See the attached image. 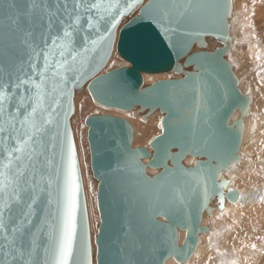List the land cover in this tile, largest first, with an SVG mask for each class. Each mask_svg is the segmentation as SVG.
I'll return each mask as SVG.
<instances>
[{"label":"water","instance_id":"water-1","mask_svg":"<svg viewBox=\"0 0 264 264\" xmlns=\"http://www.w3.org/2000/svg\"><path fill=\"white\" fill-rule=\"evenodd\" d=\"M31 2L43 3L56 11L57 5H62L65 0H18L19 26L7 16L0 17V83L10 82L14 85L19 83L18 78L28 81L15 90V95L13 90H9L10 99L4 105L3 116H0V124H4L6 130L0 133V139L12 148L17 146L14 138L17 133L21 139L24 138L25 129L21 128L20 121L31 112L36 102L35 85L40 83L41 73L44 74L41 93L45 106L51 104L53 99L60 102L52 114L53 124L42 135L45 154L53 159L56 167L60 164L59 144L65 124L76 151L71 129V119L75 113L74 98L86 86L94 103L105 109L123 113L139 111L140 116L145 111H149L148 116H151L158 110L162 115V133L152 139L147 147H134V128L122 117L100 115L85 121L91 171L99 183L97 200L101 223L96 237V260L97 264H166L170 258H174L178 264L187 262L196 251L200 234L207 231L206 227L200 225L204 213L209 214L214 210L215 199L220 208L224 207L225 202L234 204L244 201L239 191L228 189L226 178L218 177L240 159L243 118L248 116L251 105L250 96L240 91L234 67L228 59L232 46L229 24L233 16L232 0H192L193 9L189 12V18L181 22L176 32L167 34L164 29L168 24L164 20L162 6L169 5L170 10V0H139V3L135 0H102L105 4L115 2L116 7L100 21V32L95 28L89 29L87 15L82 14L81 27L72 36V48L82 51L84 36L88 37L90 46L91 40L98 39L100 33L107 35L112 20L118 19L109 54H104V42H101L94 52L88 53L82 71L77 60V71L64 72L66 84L59 76L52 75L57 62L62 59L58 47L49 56L48 70L45 71L44 67V55L52 47L53 38L63 37L64 25L54 20L52 28L48 29L46 14L39 8L35 15H44L45 21L31 24L24 15L26 5ZM178 2L183 4L186 0ZM129 3L133 7L120 16L119 13ZM150 3L154 7L146 10ZM68 4L71 6L72 0H68ZM92 15L95 24V12ZM59 17L66 23L71 22L67 21L62 8ZM123 20L126 22L121 27ZM172 27L177 26L174 24ZM207 39H211L212 45L214 43L213 49ZM115 45L117 54L129 66L99 75L109 63ZM65 57L71 60L68 52H65ZM169 73L177 78L151 85L144 83V75ZM77 76L80 77L78 81ZM54 83L61 85L55 92ZM20 96L26 98L24 105L19 104ZM235 111L239 112L240 120L230 123ZM148 116L141 117L146 119ZM13 118L16 132L10 137L5 121ZM53 135H57L54 157L51 148ZM37 150H40L38 145ZM188 157L196 159L194 167L184 165ZM5 160L6 153L0 145V161ZM38 160L37 179L40 174L45 176V182L41 185L45 191L38 193L39 199L30 217L32 223L25 225L24 235H18L16 240V246L22 247L25 252L30 250L32 233L36 232L42 221L50 220L56 209L55 202L51 207L47 203L48 165L44 156H39ZM76 162L80 188L75 251L79 253L83 226L89 248L88 258L93 264L77 151ZM148 169L156 173L150 175ZM52 171L54 173V168ZM30 173L31 169L28 170L27 179L31 178ZM52 191L55 201L56 189ZM29 194L24 195V204L14 205L11 214H5L4 223L9 234L22 218L21 212L27 210ZM45 209H48L47 216ZM180 231L186 232L181 246ZM0 243H3L2 239ZM48 246V229L45 226L37 234L35 258L42 262L43 249ZM51 252L50 249V257Z\"/></svg>","mask_w":264,"mask_h":264},{"label":"snow or ice","instance_id":"snow-or-ice-1","mask_svg":"<svg viewBox=\"0 0 264 264\" xmlns=\"http://www.w3.org/2000/svg\"><path fill=\"white\" fill-rule=\"evenodd\" d=\"M139 3V0H135ZM116 7V3L105 4L102 0H72L71 6L68 0L56 7V11H52L47 5L43 3L31 2L26 5L24 15L29 18V22L33 25L42 24L45 21V16H36V10L39 8L46 14L48 29L53 26V21L56 20L63 27V37H55L52 39V47L44 55L45 71L49 68V56L53 53V49L59 48V55L62 58L56 64V71L52 73L54 77L59 76L63 84L67 83V78L64 72L68 70L77 71V60L80 62V70L82 71L83 65L87 60V55L94 52L97 45L104 42V54L108 55L112 45L113 30L119 23L118 19H113L111 26L108 29L107 35L100 33L98 39H93L90 42L88 37L84 36V47L82 51H76L72 48V36L74 32L79 31L81 25L82 14L87 15L88 28H95L100 32V21L105 19L107 13L111 12ZM133 7L129 3L126 8L119 13L123 16L125 12ZM153 4L146 6V10L152 9ZM63 9L65 20L60 19L59 12ZM193 9L192 0H186V3H179L178 0H170L169 5H163V17L168 27L164 29L165 33L176 32L181 22L189 18V12ZM95 12L96 23H93V15ZM7 16L9 20L19 26L20 19V5L18 0H0V17ZM177 27H172V25ZM31 35V33H28ZM59 40V44L57 41ZM47 43V41H45ZM65 52L71 56L69 61L65 57ZM41 81L36 84L37 89L36 102L31 108V112L24 116L20 121V126L24 131V138L21 139L19 133L14 137L16 139L15 147L9 148L3 139H0V145L3 146V151L6 153V160L0 161V264H91L89 260V248L85 239V231L81 226L80 232V250L77 254L75 251V243L77 239V213L79 210L78 193L80 185L77 178V162L75 146L71 140V134L68 131L67 125L63 133V138L59 144L60 164L58 167L53 165V159L45 154V144L42 140V135L46 133L47 127L53 124L52 114L55 113L56 107L59 106V100L53 99L52 103L45 106L44 96L41 93V86L44 84V74L41 73ZM79 76L76 77L78 81ZM19 83L11 84L10 82L0 83V116H3L5 111V103L10 99L9 90L19 89L21 84L28 81L19 79ZM59 84H53V91L55 92ZM63 92V88H61ZM25 97L20 96L19 104H25ZM55 105V106H53ZM39 110V119H37V112ZM47 114V115H45ZM65 120L67 119V112L64 114ZM13 120H7L5 123L8 125L9 136L16 132V126ZM27 125V128L25 126ZM163 127V125H162ZM4 124H0V133L5 132ZM53 143L51 148L53 150L52 156H55V149L57 144V135L51 137ZM39 146V151L37 150ZM18 153V155H14ZM44 156V160L48 165L49 172L47 176V191H48V205L51 207L53 203L56 204L55 212L52 214L50 220H44L41 226L37 228L35 233H32L31 247L28 252H25L22 247L16 246L18 235H24L25 225L32 223L30 217L34 214V205L39 199L38 193L44 192L45 188L41 185L45 182V176L39 175L37 179V164L39 163L38 157ZM54 168V173L52 169ZM31 169V178L27 179L28 170ZM54 175V178H53ZM56 189V199L53 200V191ZM29 194L28 199L30 202L26 204V211L21 212V219L18 224L11 228V232L6 230L5 214L9 215L12 212L14 205L24 204V195ZM181 202H183L181 197ZM45 215H48V209H45ZM45 226L48 229L49 246L43 249L44 259L41 262L35 258L37 254V234L41 232ZM50 249L51 257L49 255Z\"/></svg>","mask_w":264,"mask_h":264},{"label":"bare ground","instance_id":"bare-ground-1","mask_svg":"<svg viewBox=\"0 0 264 264\" xmlns=\"http://www.w3.org/2000/svg\"><path fill=\"white\" fill-rule=\"evenodd\" d=\"M258 3V0H232L233 16L229 22L232 46L228 59L234 68L236 65L231 60L234 58V55L236 56L235 51L237 49L242 48V52L251 62L264 58V48L261 47L258 39L254 37L253 24L249 16V13L252 11L250 8H255ZM256 16L259 17V15ZM233 24H237L236 26L241 30L232 31ZM123 25L121 24V27ZM115 52L116 45L111 59L114 58ZM168 75L170 73L157 76L144 75L143 80L146 85H151L154 82L170 78ZM171 75L173 76V74ZM235 75L238 78V87L242 94L250 96L251 105L248 116L243 118L244 127L239 150L240 159L229 167L226 172L220 173L218 177L219 179L222 176L226 178L228 180V189L232 188L239 191L244 201L243 203L234 204L225 202L224 207L220 208L219 204H217V199H215L214 210L212 209L209 214L204 213L200 225V227H206L207 231L200 234L196 251L183 264H264V93L259 95L263 96V104L261 103L262 105H260L258 103L259 97H253L251 89L248 88L245 91L241 84L243 78L236 70ZM255 91H260L257 86H255ZM75 98V104L80 103L82 100ZM88 104L89 106H94L93 104L91 105V102H88ZM259 106L262 107L263 112L258 113ZM155 114V117H151L148 116V111H145L143 115L148 117L146 119L142 117L141 119L139 111H135L132 115L116 113V115H123L132 124L134 128V147L147 145L151 139L161 135L162 131L159 128L161 116H158L159 114L157 115V113ZM238 120H240V114L238 111H235L230 123ZM73 127L76 146L78 148L77 153L79 155V162L81 163L80 168L83 174L81 175L84 179L82 180L85 186L84 193H86L85 196L88 206V218L90 221V234L94 255L93 264H97L96 237L98 236L97 233L99 234L98 227L101 218L99 216L100 212L98 215L97 211L99 210L97 209L98 200L96 205V196L94 197L96 194H94L96 184L92 183L89 179L90 170L87 145L84 138L85 132L82 131L80 125L75 124ZM194 159L193 157H188L184 165L194 167L196 163ZM145 162H148V160H145ZM148 173L150 175L154 174L150 169H148ZM211 207H213L212 203ZM185 236V231L179 232L180 246ZM166 264L178 263L174 258H170Z\"/></svg>","mask_w":264,"mask_h":264},{"label":"rangeland","instance_id":"rangeland-1","mask_svg":"<svg viewBox=\"0 0 264 264\" xmlns=\"http://www.w3.org/2000/svg\"><path fill=\"white\" fill-rule=\"evenodd\" d=\"M258 2L259 3H258V5L255 8H250L252 11L249 13V16H250V21L253 24L254 37H256L258 39L259 44L261 45L262 48H264V0H258ZM256 15H259V17H257ZM124 23H125V21H123L122 25ZM236 25L237 24H235V25L233 24L232 31H236V30L240 31L241 30V29H238V27ZM230 32H231V28H230ZM207 41H209L210 48L213 49V47H215L214 43L212 45L211 39H207ZM234 47H235V45H234ZM235 54H236V56L234 55V58L231 60L236 65V67L234 68V71L236 70V72H238L240 74V76L243 78V80H242L243 82L241 84L244 87L245 91H247L248 88L251 89L252 96L255 97V98L258 96L259 97L258 103H260V105H262L263 104L262 103L263 102L262 98H263L264 95L263 96L262 95L259 96V95L264 93V58H260V59H257L255 62H251L250 60L247 59V57L242 52V48L237 49L235 51ZM114 58L110 59L111 62L108 63L109 65L107 64V66H109V67H105V69H103L102 72L99 75L105 74V73H107L109 71H112V70H115V69H118V68H123V67H128L129 66L117 54V51L114 54ZM169 76H170V78H173V76L171 74L168 75V77ZM170 78H168V79H170ZM174 78H177V77H174ZM255 86H257L259 88V90H260L259 92L255 91ZM75 97H76L75 99H77V100H81V99L82 100L78 104L74 103L75 104V113H74V116L71 119V123H72L71 124V129H72V132H73V137L75 136L74 135L75 133L73 131V129H74L73 126H75V124L80 125L82 131L85 132L84 138H85L86 145H87L88 161H89L88 165H89V170H90L89 179L92 181V183L96 184V188H94V190H96V191H94V194L95 193L96 194L95 195L93 194V195H94V197L96 196L95 197V199H96L95 202H96V205H97V192H98L99 183H98V181H96L93 178L92 171H91V157H90L89 144H88V139H87V137H88V127H86L85 121L89 117L100 116V115H113V116L115 115V116L124 118L123 115H116V113L129 114V115L131 114L132 115L134 112L133 113L132 112H130V113H127V112L123 113L122 112L121 113L119 111H115V110L113 111V110H110V109H105L103 107H100L99 105L94 103V101L92 100L87 88L84 89V91L80 95H76ZM88 102H91V105L93 104L94 106H89ZM158 112L159 111L157 110L155 113H157V115L159 114L158 116H161L160 117V122H161L162 115L160 113H158ZM260 112H263L261 106H259V108H258V113H260ZM155 113H153L151 115V117H155L156 116ZM140 117H138V118L140 119ZM124 119H126V118H124ZM141 119H142V117H141ZM143 121H146V120H143ZM159 128L161 129L160 123H159ZM161 131H162V129H161ZM82 136H83V134H82ZM74 140H75V137H74ZM75 145H77L76 141H75ZM144 146L146 147V146H148V144L144 145ZM76 148H77V146H76ZM149 148H148V150H150ZM76 151L78 152V148L76 149ZM77 156H79L78 153H77ZM78 160H79V157H78ZM194 160L196 161V159H194ZM79 164H80L79 166H81L80 162H79ZM80 170H81V174H82V169L80 168ZM153 172L156 173L155 171H153ZM82 175H81V177H83ZM82 180H84V179L82 178ZM83 184H84V182H83ZM83 188L85 189L84 185H83ZM84 192H85V190H84ZM84 194L86 195V193H84ZM85 200H86V196H85ZM86 206H87V201H86ZM97 209H98V207H97ZM97 211H98V215H99V210H97ZM87 213H88V206H87ZM88 220H89V218H88ZM99 221H100V218H99ZM89 224H90V221H89ZM99 226H100V224H99ZM89 227H90V225H89ZM97 235H98V233H97Z\"/></svg>","mask_w":264,"mask_h":264}]
</instances>
